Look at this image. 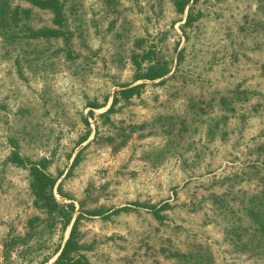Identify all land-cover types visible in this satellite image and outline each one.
I'll list each match as a JSON object with an SVG mask.
<instances>
[{
  "label": "rangeland",
  "instance_id": "rangeland-1",
  "mask_svg": "<svg viewBox=\"0 0 264 264\" xmlns=\"http://www.w3.org/2000/svg\"><path fill=\"white\" fill-rule=\"evenodd\" d=\"M40 1L0 0V264L73 224L64 264H264V0Z\"/></svg>",
  "mask_w": 264,
  "mask_h": 264
},
{
  "label": "trees",
  "instance_id": "trees-1",
  "mask_svg": "<svg viewBox=\"0 0 264 264\" xmlns=\"http://www.w3.org/2000/svg\"><path fill=\"white\" fill-rule=\"evenodd\" d=\"M189 1L190 0H176L177 9L182 11L185 5L189 3ZM40 2L41 4L49 7L53 11L55 20L63 22L62 5L59 0H41ZM191 17H193V13L189 12L186 21H190ZM164 74H166V71H156L154 68H151L150 71L146 73L145 77L154 79L161 77ZM130 89L131 88H126L123 90H125L124 92H127ZM29 166L32 168L33 178H34L31 185L32 192L34 193L39 204H41L44 208L51 210L52 207L57 204V201L55 200L51 192L52 190L51 188L54 186L56 179L51 177L47 172H45L44 168H41L38 163L30 162ZM73 231H74V224L64 244V247L61 249L59 255L57 256L55 261L49 264H64L65 262L71 259V257H66V255L70 250Z\"/></svg>",
  "mask_w": 264,
  "mask_h": 264
}]
</instances>
